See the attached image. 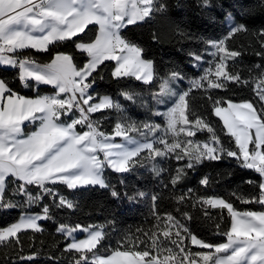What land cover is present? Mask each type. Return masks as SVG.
<instances>
[{"label":"snow or ice","instance_id":"1","mask_svg":"<svg viewBox=\"0 0 264 264\" xmlns=\"http://www.w3.org/2000/svg\"><path fill=\"white\" fill-rule=\"evenodd\" d=\"M198 6L210 8L211 0H199ZM259 6L264 7V0ZM167 9L164 0H0V68L17 69L21 85L36 92L34 97L20 95L0 78V210L30 209L40 206L46 197L52 199L56 208L74 209L76 205L60 195L57 186L108 188L106 170L125 174L146 166L159 178L165 171L161 162L170 158L185 161L170 180L175 188L188 169L206 160L235 158L242 168L257 173L259 181H247L256 185V195H232L241 203L259 204L262 210L239 211L222 197L192 200V189L173 197L177 205L198 203L205 208L221 209V215L226 210L230 219L227 230L220 232V225L216 224L217 234L226 237L225 242L212 244L199 239L171 212L161 216L156 211L157 193L136 191L124 195L130 201L148 198L156 221L155 230L137 229L147 240L126 235L117 242V248H104L106 225L60 223L56 231L68 241L60 255L73 253L71 264H264V64H255L253 68L259 75L250 77L258 106L252 101L236 103L207 97L212 102L213 115L223 121L226 135L233 138L234 147H225L214 126L197 115L186 98L192 89L207 93L227 90L229 83L249 84V79L241 77L239 71L229 70V61H236L241 52L229 49L226 43L233 35L247 33L249 29L229 14L227 37L205 42L210 59L205 61L203 54L189 53L193 67H202L204 63L208 66L190 82L187 91L178 93L172 85L184 79L181 73L174 71L166 79L159 78L154 62L143 57V49L122 35L128 26L150 21ZM90 33L94 35L86 40ZM183 35L187 37V33ZM254 35L260 44V50L254 54L264 59V29ZM69 41L85 56L82 66L65 52H55L47 63L37 62L27 54L28 50L47 53L50 46ZM106 61L114 62L111 76L118 83L121 79H134L143 85L159 81V90L152 93L151 99L157 105L171 101L165 111L153 110L135 90L124 89L119 94L125 101L145 109L150 117H162L163 126L151 119H133L125 106L110 95L97 99L93 85L97 79H103L98 70ZM42 85L55 91L42 95ZM95 113H100V118L93 119ZM108 113L115 114V123L110 132H105L101 125ZM27 127L33 130L25 131ZM198 132H206L208 140L192 139ZM200 183L211 186L207 176ZM9 184L17 186L21 202L6 198ZM111 195L119 197L120 193L113 189ZM175 211L185 221L192 219L181 207ZM50 219L48 204L35 214L23 212L17 222L0 227V246L22 253L19 234L27 229L42 232L38 222ZM77 233L86 236L78 239ZM186 240L207 251L192 252ZM141 244L145 245L143 249L139 248ZM101 249L108 254H101ZM19 253L15 264H35L40 256L38 251Z\"/></svg>","mask_w":264,"mask_h":264},{"label":"trees","instance_id":"2","mask_svg":"<svg viewBox=\"0 0 264 264\" xmlns=\"http://www.w3.org/2000/svg\"><path fill=\"white\" fill-rule=\"evenodd\" d=\"M168 9L163 14L144 23L128 26L122 35L132 43L143 49V57L154 62L155 71L159 78H166L171 72H179L189 80L199 78L203 74L201 69L192 66L194 61L189 53L203 54L205 57L206 41H219L227 37L228 28L226 23L227 15L230 13L237 23H243L249 29L247 33H238L227 39V47L231 50L240 51L241 56L236 61L229 63V70L239 71L241 77L249 79L247 85H235L229 83L227 90L216 89L205 92L203 89H192L188 100L190 108L199 116L207 119L220 136L225 147H234L233 138L226 135V129L219 117L212 113V102L208 100L211 95L214 99L224 101L231 100L236 103L252 101L258 106V98L255 96V84L250 79L253 75H259L254 69L255 64H264V59L254 53L260 50L258 38L254 35L258 30L264 29V7H260L261 0H211L212 6L202 9L198 6L199 0H164ZM187 33V37L183 34ZM94 33H90L85 39H89ZM188 37H191L189 39ZM55 52L72 54L74 62L82 66L85 56L81 55L74 44L69 41L64 45L50 46L49 52H37L28 50L27 54L37 62H50ZM114 62H105L100 66V74L103 79H97L93 85L94 94L97 99L100 96L110 95L120 101L127 110V114L135 120H152L145 109L138 107L120 96V90L128 89L139 92L145 98L149 107L152 108L151 95L159 90V81L154 80L151 85H143L134 79H121L118 83L111 76ZM249 69H253L252 73ZM18 77V70L11 67L0 68V78L5 79L8 86L15 92L26 97H34L36 92L31 88L21 85ZM90 79V78H89ZM189 88L183 85V90ZM55 91L50 86H41L40 94H52ZM227 107V104H222ZM100 113L93 114V119L100 118ZM108 118L101 125V130L110 132L115 123V114L108 113ZM78 131L81 129L78 127ZM208 134L198 133L195 139L207 141ZM251 147V146H250ZM159 160V158H157ZM185 161L168 159L161 162L160 166L165 169L161 177H155L149 170L150 166L140 168L137 171L125 174L115 173L106 170L105 178L109 184L108 188L86 187L78 189H67L63 185L57 186L60 195L73 201L74 209H59L50 198H45L40 206H33L30 209L7 208L0 210V227L17 222L20 215L27 211L32 214L41 212L44 204H48L52 219L42 221V232L26 230L19 234L23 252L19 249L0 246V264H15L17 255H28L38 251L39 258L35 264H71L70 257L73 253H60L66 243L63 234L58 233L56 228L60 223L88 225H106L107 236L102 242L104 248L110 245L112 249L117 248L118 241L126 235L140 237L147 240L137 229L144 231L155 230L156 221L150 212L151 201L148 198L143 200L130 201L124 195L133 194L136 191L157 193L159 199L156 202V211L164 216L171 212L182 223H185L189 231L199 239L212 244H219L226 241V237L217 234L216 224L220 225V232L226 231L230 225L227 211L202 207L196 203L193 205L187 202L184 205H177L173 197L192 189V200L196 197H222L233 203L234 208L239 211L262 210L259 204L241 203L236 196L250 197L257 194L255 184L247 181H259V176L253 170L242 168L235 158H224L219 161H205L194 169H188L183 181L175 188L170 180L176 174V169L184 165ZM209 177L211 186L206 187L200 183L203 177ZM167 185V187H164ZM17 186L9 184L6 189V198L14 202H21L22 197L16 194ZM120 193L119 197L111 195L112 190ZM236 193V196L232 194ZM176 207L187 210L191 220L185 221L175 211ZM207 211V215H205ZM163 238L162 235L160 237ZM185 244L190 245L186 240ZM145 245H139L143 249ZM99 247V246H98ZM191 251H205L190 245ZM121 250H126L121 248ZM101 254L108 252L101 249ZM49 257H53L50 259ZM199 260V258H197ZM171 264V262H170Z\"/></svg>","mask_w":264,"mask_h":264},{"label":"rangeland","instance_id":"3","mask_svg":"<svg viewBox=\"0 0 264 264\" xmlns=\"http://www.w3.org/2000/svg\"><path fill=\"white\" fill-rule=\"evenodd\" d=\"M230 14V13H229ZM229 14L227 15V18H226V23L228 22V19H229ZM231 17H232V15H231ZM233 18V17H232ZM225 39V38H224ZM207 51H211V49H207ZM208 59H210V57L209 56H207V54H206V50H205V61H207ZM231 61H229V63H230ZM208 66V64L207 63H204L203 65H202V67H195L196 69H203L204 67H207ZM167 78V77H166ZM165 78V79H166ZM193 79H196V78H193ZM193 79H189V80H187V79H183L182 81L181 80H178V81H176L175 83H173V85H172V87L173 88H175V90L179 93V92H181V91H184L183 90V85H186L188 88L190 87V82L193 80ZM151 101H152V109L153 110H159V111H165V110H167V108L168 107H170L171 106V101H169V102H167V103H165V104H160V105H157L152 99H151ZM152 120H154L156 123H159V124H161L162 126L164 125V121H163V118L162 117H152ZM139 121V120H138ZM223 122V121H222ZM199 133V132H198ZM197 133V134H198ZM182 137H183V134H182ZM117 139V141H119L120 140V138L119 137H117L116 138ZM192 139H195V137L194 138H192ZM42 221H45V220H42ZM42 221H39L38 223H41ZM27 230H31V229H27ZM24 231H26V230H24ZM77 235V238L79 239V238H85V236H86V234H82V233H77L76 234Z\"/></svg>","mask_w":264,"mask_h":264},{"label":"crops","instance_id":"4","mask_svg":"<svg viewBox=\"0 0 264 264\" xmlns=\"http://www.w3.org/2000/svg\"><path fill=\"white\" fill-rule=\"evenodd\" d=\"M36 51V50H35ZM43 86V85H42ZM51 87V86H50ZM33 129H32V127H27L26 129H25V131H32ZM195 248H198V246H195V245H193ZM199 249V248H198ZM202 250H204V249H202ZM205 251H207V250H205Z\"/></svg>","mask_w":264,"mask_h":264},{"label":"built area","instance_id":"5","mask_svg":"<svg viewBox=\"0 0 264 264\" xmlns=\"http://www.w3.org/2000/svg\"><path fill=\"white\" fill-rule=\"evenodd\" d=\"M50 200H52V199L50 198Z\"/></svg>","mask_w":264,"mask_h":264}]
</instances>
